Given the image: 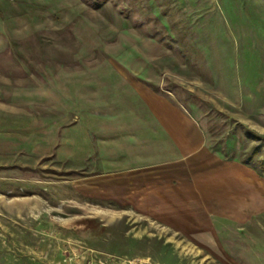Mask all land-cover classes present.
Listing matches in <instances>:
<instances>
[{"label":"rangeland","instance_id":"rangeland-1","mask_svg":"<svg viewBox=\"0 0 264 264\" xmlns=\"http://www.w3.org/2000/svg\"><path fill=\"white\" fill-rule=\"evenodd\" d=\"M145 93L264 175V0H0V264H264V214L193 239L113 192Z\"/></svg>","mask_w":264,"mask_h":264},{"label":"crops","instance_id":"crops-1","mask_svg":"<svg viewBox=\"0 0 264 264\" xmlns=\"http://www.w3.org/2000/svg\"><path fill=\"white\" fill-rule=\"evenodd\" d=\"M144 103L151 115H137L143 127L132 134L145 136L136 140L144 146L126 154L128 172L113 175V192L127 193L131 209L193 239L214 232V220L245 225L264 214L263 174L210 150L205 130L178 106L147 93Z\"/></svg>","mask_w":264,"mask_h":264},{"label":"built area","instance_id":"built-area-1","mask_svg":"<svg viewBox=\"0 0 264 264\" xmlns=\"http://www.w3.org/2000/svg\"><path fill=\"white\" fill-rule=\"evenodd\" d=\"M133 264H135V263H133ZM136 264H144V263H141V261H139L138 263H136Z\"/></svg>","mask_w":264,"mask_h":264},{"label":"trees","instance_id":"trees-1","mask_svg":"<svg viewBox=\"0 0 264 264\" xmlns=\"http://www.w3.org/2000/svg\"><path fill=\"white\" fill-rule=\"evenodd\" d=\"M264 164V163H263Z\"/></svg>","mask_w":264,"mask_h":264}]
</instances>
